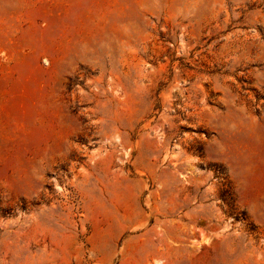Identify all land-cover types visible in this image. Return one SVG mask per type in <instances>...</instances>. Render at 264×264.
<instances>
[{
	"label": "rangeland",
	"instance_id": "rangeland-1",
	"mask_svg": "<svg viewBox=\"0 0 264 264\" xmlns=\"http://www.w3.org/2000/svg\"><path fill=\"white\" fill-rule=\"evenodd\" d=\"M0 264H264V0H0Z\"/></svg>",
	"mask_w": 264,
	"mask_h": 264
}]
</instances>
